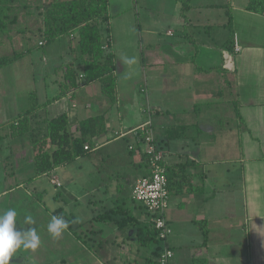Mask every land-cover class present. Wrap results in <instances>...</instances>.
Instances as JSON below:
<instances>
[{
  "label": "crops",
  "instance_id": "obj_1",
  "mask_svg": "<svg viewBox=\"0 0 264 264\" xmlns=\"http://www.w3.org/2000/svg\"><path fill=\"white\" fill-rule=\"evenodd\" d=\"M249 1L192 0L182 13L180 0H136L130 8L109 0L115 15L110 48L116 54L117 101L104 97L94 81L42 107L53 115L66 112L72 130L86 116L106 114L108 132L88 150H100L102 161H109L89 180L90 194L105 201L103 211L112 208L108 200L125 205L148 173L139 128L151 120L155 144L173 172L167 211L173 228L167 240L174 252L171 264H264V13L248 10ZM229 13L235 32L232 49L222 47ZM166 24L173 43L165 44L160 35ZM51 45V63L36 74L41 91L34 90L43 104L58 94L62 63L72 60L75 51L59 40ZM145 61V84L140 86ZM220 66L223 70L215 69ZM212 80L217 89H209ZM139 92H147V105ZM207 92L216 94L217 103L205 106ZM12 120L0 135L6 136ZM128 136V150L133 146L134 152L124 156L119 140ZM2 141L0 154L8 159L19 161L31 149L23 140ZM112 162L123 165L116 175ZM5 177L1 162L2 195L7 196L15 186L8 187ZM110 188L117 196H108ZM123 197L129 199L120 201ZM132 202L135 209L143 208ZM105 226V232H112ZM114 235L117 245L133 246L128 234L117 230Z\"/></svg>",
  "mask_w": 264,
  "mask_h": 264
},
{
  "label": "rangeland",
  "instance_id": "obj_2",
  "mask_svg": "<svg viewBox=\"0 0 264 264\" xmlns=\"http://www.w3.org/2000/svg\"><path fill=\"white\" fill-rule=\"evenodd\" d=\"M111 1L118 4L119 7L128 3L129 8L136 3V0ZM171 1L172 3L177 2V0ZM41 20L42 17L37 13L35 7H33V12L25 9L20 10L19 22L14 26L11 38L3 36L0 40V52L18 53L31 48V51L25 56L0 71V131L2 128L4 130L7 128V121L12 120L18 112L29 106L31 90L37 88L41 91L40 79L36 77V74L39 69L51 63V54H48V50L52 47L51 44L44 47L39 46V42L43 39L35 31L42 26ZM164 27L160 31L164 43H173L175 37L166 34L169 25L166 24ZM170 27L172 26L170 25ZM58 54H63L61 48ZM141 57L145 58L143 53H141ZM34 66L37 70L32 72ZM147 67L148 63L145 61V69L142 68V76L139 78L140 86L145 84L143 72L147 70ZM46 83L51 84V81ZM207 85L210 86V90L212 87L214 89L218 87L215 80L209 81ZM139 97L142 104H148L147 92H139ZM202 98L205 106L217 103L215 93L207 92L203 94ZM229 107L232 112L233 102ZM130 139L131 136H128V138L119 140L125 153L124 156H129L127 141ZM2 142L1 140L0 145ZM3 153L0 154V163L2 162L3 170L6 173L4 182L8 187L15 186V189L7 196L2 195L4 187L0 182V213L9 208H15L18 213L17 225L20 230L26 231L29 228H35L41 240L36 250H19L14 255L11 264H136L137 262L142 263L148 256L158 259V254L151 251L155 247L154 244L149 247L141 246L137 243L135 233H129V236L126 234L125 237L128 236L129 241L134 242L133 246L121 247L115 241L111 243L117 230L112 229V232H104V225H100L99 215L105 208V201L95 199L90 194L89 180L94 178L97 168L101 167L103 163H109V161H102L103 152L100 150L86 152L77 160L57 168L54 175L60 178L62 187H56L50 182V178L45 176L29 179L34 172L32 148L26 149L19 161L8 159L6 153ZM120 166L123 165L112 162L113 174L115 172V175L117 174ZM129 167L127 165L124 168L128 169ZM18 185L22 186L17 187ZM109 192V197L117 196L111 188ZM132 201L130 197L123 206L133 207ZM107 203H110L111 207L116 206V208L120 204L117 200H108ZM58 209L60 211L57 214L55 211ZM134 213L140 217L144 214L148 220L150 219V215L144 207L134 208ZM29 215L33 217L34 224L25 222V217ZM54 215L65 216L66 221L69 217L71 228L77 230L74 232L69 227L59 238H53L48 232L47 226ZM105 239H108L109 242L104 241ZM100 242H106L109 245H101ZM26 255L31 258L26 259ZM21 258L22 261H20Z\"/></svg>",
  "mask_w": 264,
  "mask_h": 264
},
{
  "label": "trees",
  "instance_id": "obj_3",
  "mask_svg": "<svg viewBox=\"0 0 264 264\" xmlns=\"http://www.w3.org/2000/svg\"><path fill=\"white\" fill-rule=\"evenodd\" d=\"M191 1L180 0L182 13L191 6ZM109 4V0H0V40L3 36L11 38L14 26L19 22L20 10L33 12V7H35L42 17V26L35 31L43 39L40 41L42 43L39 42V46L44 47L59 40L64 46L75 50L72 60L62 63V81L59 84L58 94L43 104L39 102L37 92L31 90L29 106L9 123L6 136L0 135V141L6 137L13 140L19 139L32 148L34 172L29 178L31 180L43 175H48L50 178L53 175L51 173L57 168L77 160L88 150L94 148L96 141L108 132L107 117L103 112L80 119L72 130L66 112L53 115L42 107L94 81H99L104 97L113 103L117 101L116 54L110 48L111 19L115 15L110 14ZM246 8L264 13V0H250ZM226 25L229 34L222 47L232 49L235 32L230 13ZM30 51L31 48L18 53L0 52V70ZM215 69L223 70V67ZM139 144H145L144 137L139 139ZM86 146L89 149H86ZM133 148L129 149L130 153L134 152ZM143 152L144 165L148 167V173L144 172V177H146L149 175V163L147 154ZM167 175L170 189L173 176L171 168L167 167ZM128 198L123 197L120 201L124 202ZM131 199L144 207L133 196ZM115 208L116 206L100 212L99 223L104 225L105 231V224L111 230H119L124 234L132 231L139 245L149 247L154 244L155 247L151 251L156 252L159 257L165 242L160 238L159 231L156 230L153 222L150 219L142 220L136 217L123 204H118ZM58 211L60 210L55 212L58 214ZM62 217L66 220L65 216ZM67 220L72 229L70 218L68 217ZM76 230L72 229L74 232ZM104 241L107 242L106 239ZM136 264H160V262L148 256L142 263L137 262Z\"/></svg>",
  "mask_w": 264,
  "mask_h": 264
},
{
  "label": "built area",
  "instance_id": "obj_4",
  "mask_svg": "<svg viewBox=\"0 0 264 264\" xmlns=\"http://www.w3.org/2000/svg\"><path fill=\"white\" fill-rule=\"evenodd\" d=\"M171 34L172 31H169ZM42 43V42H40ZM239 49V48H238ZM145 142V153L149 163V175L138 180L132 192L133 198L142 204L150 215L156 230L159 231L160 238L164 240V249L158 257L160 264H171L174 257L173 250L167 245V240L173 232L171 222L167 216L170 205L169 178L167 175V165L164 155L155 144V136L152 129L151 120L143 124L140 128ZM121 135V134H120ZM89 149L88 146L85 147ZM132 149L133 146H130ZM50 182L58 187L62 186L60 178L51 175Z\"/></svg>",
  "mask_w": 264,
  "mask_h": 264
},
{
  "label": "clouds",
  "instance_id": "obj_5",
  "mask_svg": "<svg viewBox=\"0 0 264 264\" xmlns=\"http://www.w3.org/2000/svg\"><path fill=\"white\" fill-rule=\"evenodd\" d=\"M17 210L9 208L0 213V264H11L14 255L21 249L36 250L40 245V236L35 228L21 231L17 225ZM25 222L34 224L32 216H26ZM69 228V222L62 216H52L47 230L53 238H59Z\"/></svg>",
  "mask_w": 264,
  "mask_h": 264
}]
</instances>
